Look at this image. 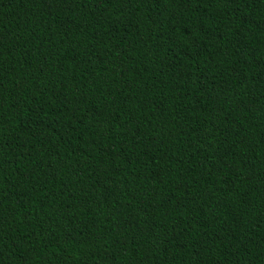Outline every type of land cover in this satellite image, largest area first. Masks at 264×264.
<instances>
[{"label":"trees","instance_id":"trees-1","mask_svg":"<svg viewBox=\"0 0 264 264\" xmlns=\"http://www.w3.org/2000/svg\"><path fill=\"white\" fill-rule=\"evenodd\" d=\"M0 264H264V0H0Z\"/></svg>","mask_w":264,"mask_h":264}]
</instances>
